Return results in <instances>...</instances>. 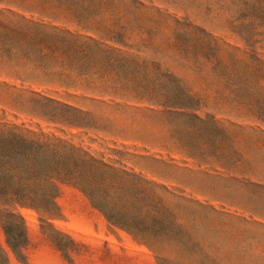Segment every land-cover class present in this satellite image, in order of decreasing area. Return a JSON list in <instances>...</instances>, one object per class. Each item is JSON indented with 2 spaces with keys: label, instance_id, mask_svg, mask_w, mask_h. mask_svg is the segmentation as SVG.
<instances>
[{
  "label": "rangeland",
  "instance_id": "rangeland-1",
  "mask_svg": "<svg viewBox=\"0 0 264 264\" xmlns=\"http://www.w3.org/2000/svg\"><path fill=\"white\" fill-rule=\"evenodd\" d=\"M0 143V264H264V0H0Z\"/></svg>",
  "mask_w": 264,
  "mask_h": 264
},
{
  "label": "trees",
  "instance_id": "trees-1",
  "mask_svg": "<svg viewBox=\"0 0 264 264\" xmlns=\"http://www.w3.org/2000/svg\"><path fill=\"white\" fill-rule=\"evenodd\" d=\"M3 144H5V143H0V154H1V146L3 145ZM3 174H5L7 177H9L10 176V173H3Z\"/></svg>",
  "mask_w": 264,
  "mask_h": 264
}]
</instances>
